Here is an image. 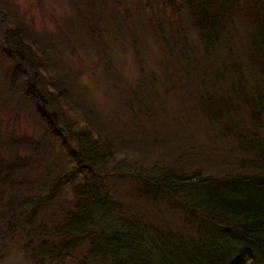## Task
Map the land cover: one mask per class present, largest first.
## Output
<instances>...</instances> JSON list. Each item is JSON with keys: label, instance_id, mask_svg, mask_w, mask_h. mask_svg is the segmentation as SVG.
Masks as SVG:
<instances>
[{"label": "trees", "instance_id": "obj_1", "mask_svg": "<svg viewBox=\"0 0 264 264\" xmlns=\"http://www.w3.org/2000/svg\"><path fill=\"white\" fill-rule=\"evenodd\" d=\"M153 2L171 17L154 23L147 16L146 24L167 50L166 58L187 72L185 82H177L178 71L168 76L166 93L189 100L206 125L207 142L181 148L170 161H158L160 168L154 165L152 173L140 165V156L132 157L128 142L83 118L67 88L54 92L70 119L60 128L36 82L41 74L49 84L55 71L14 22L1 19L8 29L0 60L13 67L0 109L7 112L13 86L24 75L17 102L29 101L46 131L39 141H28L23 156L15 122L4 128L0 123V250L21 251L27 264H264V89L251 92L245 83L248 75H264V0ZM142 3L145 9L147 0ZM184 7L205 54L216 53L212 65L202 69L183 67L189 63L178 16ZM170 20L174 28L166 24ZM21 49L37 63L25 62ZM35 66L32 80L23 69ZM210 81L221 91L231 90L233 99L207 90ZM152 96L164 99L161 92ZM144 111V117L134 115L141 127H147L146 120L161 123L157 109ZM113 161L116 166L109 168ZM134 166L139 167L133 172ZM116 174L130 177L131 188H115Z\"/></svg>", "mask_w": 264, "mask_h": 264}, {"label": "rangeland", "instance_id": "obj_2", "mask_svg": "<svg viewBox=\"0 0 264 264\" xmlns=\"http://www.w3.org/2000/svg\"><path fill=\"white\" fill-rule=\"evenodd\" d=\"M109 2L113 5H105L103 0H0V55L2 33L8 29L1 19L6 18L23 31L24 36L42 55L45 64L55 71L56 76L49 84L41 74L36 82L38 91L44 96V104L50 113L56 115L60 128L65 130L70 119L55 99L54 92L55 89L67 88L82 117L105 131L108 136L128 142L132 157L140 156V165L152 173L150 170L158 161L161 164L170 161L181 152V148L207 142L206 125L197 112L192 113L195 108L189 100L180 102L176 95H167L165 90L168 76L178 71L176 74H179L180 79L177 82H185L187 72L181 65H173L166 58L167 50L162 49L160 40L150 31L146 17L152 16L154 23L158 19L164 21V16L171 17L170 10L166 14L163 13V9L155 5L153 0H147L145 9L143 0ZM82 16H86L91 25L86 23ZM178 16L188 45L185 55L189 63L184 62L183 67L193 70L197 65L201 69L212 65L216 53L205 54L187 8H182ZM166 24H171L172 28L176 25L173 20ZM242 26L243 23L239 22L238 29L243 35L245 28ZM152 31H156L155 28ZM169 34L168 32V36ZM20 52L25 62L37 63L36 57L29 50L21 49ZM16 63L20 62L16 60ZM229 65L237 67L234 61ZM5 66L0 60V104L3 100L2 94H8L11 66L13 67L8 59ZM33 70L24 67L23 72L34 80L36 66ZM190 73L191 77L195 78V72ZM23 76L19 75L13 86V102L8 104L7 112L0 109V123L4 128L6 122H15L14 132L23 138L21 154L26 156L30 150L28 141L44 138L46 130L29 101L17 102L23 90L19 84ZM211 81L208 82L207 87L210 88L207 90L213 92L216 97L233 99L231 90L229 93L221 91ZM245 83L251 92L264 89V75L255 78L248 75ZM181 84L183 83L177 85V93L182 92ZM154 91L161 92L166 101H156L152 96ZM257 102L259 103V99ZM160 105L168 111V119L164 118ZM10 109H13L12 115L8 113ZM145 109H157L161 123L146 120L147 127H141V124L134 120V115L137 113L144 117ZM217 111L219 113L218 109ZM189 112L191 115L186 116ZM244 116L242 111L240 117ZM116 163H109V168L116 166ZM136 167L130 170H138ZM131 180L130 177L120 174L113 176L115 188L120 191L130 189ZM0 264L27 263L21 251L1 249Z\"/></svg>", "mask_w": 264, "mask_h": 264}]
</instances>
